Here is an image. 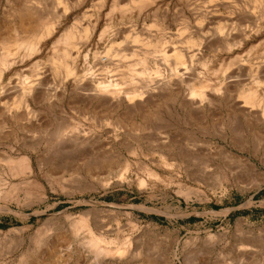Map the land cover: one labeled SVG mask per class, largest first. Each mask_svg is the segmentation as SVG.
Returning a JSON list of instances; mask_svg holds the SVG:
<instances>
[{"label":"rangeland","instance_id":"1","mask_svg":"<svg viewBox=\"0 0 264 264\" xmlns=\"http://www.w3.org/2000/svg\"><path fill=\"white\" fill-rule=\"evenodd\" d=\"M28 1L0 0V264H21L27 254L30 264H124L135 250L176 238L173 264L203 257L239 264L247 252L252 264H264V0ZM28 9L56 30L33 52H7L1 39L12 27L25 34L18 11ZM66 34L74 38L65 60L72 75L55 68ZM154 51L169 59L162 63ZM183 51L195 56L186 63L190 75L172 79ZM129 73L141 92L154 90L159 77L179 96L157 91L133 113L121 81ZM39 79V97L16 107ZM107 81L124 92L112 102L109 93L94 100L82 90ZM195 89L205 97H193ZM253 92L262 102L245 117L242 97ZM167 145L186 152L183 162L164 158ZM17 158L27 159L18 171L21 162H8ZM93 236L119 251L127 237L134 241L125 260H98L85 247Z\"/></svg>","mask_w":264,"mask_h":264},{"label":"bare ground","instance_id":"2","mask_svg":"<svg viewBox=\"0 0 264 264\" xmlns=\"http://www.w3.org/2000/svg\"><path fill=\"white\" fill-rule=\"evenodd\" d=\"M30 2H32V0H29ZM28 1V2H29ZM256 4L258 3H262L261 0H253ZM77 2V0H76ZM19 4V3H18ZM35 6V5H34ZM54 7V6H53ZM49 8V7H47ZM15 10V9H14ZM39 10V9H38ZM43 10V9H42ZM45 11V10H44ZM46 13V12H44ZM57 13V12H55ZM53 13V14H55ZM56 15V14H55ZM41 16V15H40ZM59 15L57 14V17ZM65 16V15H64ZM55 17V16H54ZM18 18H19V22H18V26L20 27L21 30L24 31V35L22 37H19L18 35H16V28L15 27H12L11 29L9 28V32L7 34L6 37H4L3 39H1V44H2V47L3 49H6L7 52H10L11 50L13 49H16V48H21V47H26L30 52H33L37 45L39 44V42L45 38V37H50L51 35H53V33L55 32L56 30V25L54 22L52 21H49V20H46V19H42L41 17H38V13L35 9H28L26 10L25 12H21V11H18ZM55 19V18H54ZM225 28V27H224ZM223 27L219 28V29H216V35L218 36H223L225 33H226V29H224ZM199 32V31H198ZM214 32V31H213ZM238 32V31H237ZM203 35L205 32H202ZM201 33V34H202ZM208 33V31H207ZM232 33V32H231ZM215 34V33H214ZM242 34V32H241ZM1 35V33H0ZM6 35V34H5ZM207 35V34H206ZM212 36V35H211ZM226 36V35H225ZM240 36V35H239ZM205 37V36H204ZM216 37V36H215ZM213 37V38H215ZM228 37V36H227ZM231 37V35H230ZM233 37V36H232ZM236 37V36H235ZM221 38V37H220ZM72 39L73 36L71 34H66L64 39L62 40V43H59L62 44L61 45V58H62V61L61 62H57L55 63V68H56V71H59L60 69H63L65 70L66 74L67 75H72V72H73V68H71L67 63H66V59H69V56H68V50L73 48L74 45L72 44ZM208 39H212L211 37ZM218 39V37H217ZM216 40V39H215ZM61 41V40H60ZM208 41V40H207ZM206 43V42H205ZM204 43V44H205ZM211 43V42H210ZM229 42L224 39V41L222 42L221 45H225V46H228ZM80 45V44H79ZM190 45V44H189ZM207 45V44H206ZM211 45V44H210ZM60 47V46H59ZM189 47V46H188ZM191 47V50H193L192 48H194V45H190ZM189 47V48H190ZM203 47V46H202ZM186 48V47H185ZM130 49V48H129ZM188 49V48H187ZM184 50V49H183ZM196 50V49H195ZM194 50V51H195ZM203 50H200V52L202 53ZM191 52V51H190ZM193 52V51H192ZM197 50L195 51V54ZM154 53H157L158 55L160 54V59L162 61V63H164L165 61H167V59H169V57H167L168 55H166L165 53L163 52H160V51H157ZM154 53H152V56L154 57ZM189 53L187 52V54H184V51L183 53H177L176 56H175V59H176V62L178 65H180L176 70H173L174 72L170 73L171 74V78L174 77L176 80H183L187 74V69H186V63L188 62L189 64L193 62V58L195 56L191 55L190 54L188 55ZM194 54V55H195ZM75 55V54H74ZM199 55V54H198ZM131 56V55H130ZM132 57V56H131ZM127 58V57H126ZM72 60V59H71ZM147 63V60L144 61V65H146ZM161 63V64H162ZM7 64V63H6ZM168 64V63H167ZM164 65V64H163ZM168 66V65H167ZM177 66V65H176ZM190 66V65H189ZM193 66V65H192ZM264 66V65H263ZM171 68V67H170ZM168 67V69H170ZM191 68V67H190ZM189 68V69H190ZM193 68V67H192ZM131 69V68H130ZM167 69V70H168ZM171 70V69H170ZM192 70V69H191ZM189 71V70H188ZM237 71H235V75L237 76V74L239 73H236ZM193 73V72H192ZM259 73H261L260 70H258L255 75H258ZM264 73V72H263ZM262 73V74H263ZM231 74V73H230ZM229 74V75H230ZM134 75L135 74H132V73H129L127 75H124V77L122 78V83L124 85V87H126V91H125V96H126V100L129 101L130 105L132 108L131 111L133 113H136L138 111H140L141 109H143L144 105L143 103L148 100L147 98H154L155 95L153 94H156L157 91H166L164 94H170V97L173 96L174 94H178L179 96V91L178 92H174V91H170L169 88H171L172 86L167 83H162L161 79H159L158 77V81H157V84H155L156 87H154V90L150 87V88H145L144 90H146L145 92H141L140 90L143 88V87H140L141 89H138L136 87V84L134 83ZM190 75V74H189ZM234 75V74H232ZM243 75V74H242ZM247 75V74H246ZM261 75V74H260ZM264 75V74H263ZM249 76V75H248ZM262 76V75H261ZM46 77V76H45ZM190 77V76H189ZM257 77V76H256ZM263 77V76H262ZM162 78V77H161ZM229 78V77H228ZM239 78V77H238ZM238 78H230V80H237L238 81ZM243 78V77H242ZM164 79V78H163ZM173 79V78H172ZM116 80V79H115ZM144 80V79H143ZM166 80V79H165ZM187 80V79H185ZM189 80V79H188ZM44 81V80H42ZM138 81V80H137ZM155 81V80H154ZM170 81V80H169ZM174 81V80H173ZM230 81V82H232ZM46 82V81H45ZM108 82V81H107ZM114 83V82H113ZM142 83V82H141ZM173 83V82H172ZM235 83V82H234ZM44 84V83H43ZM48 84V83H46ZM115 84H117L115 82ZM143 85L145 84V82L142 83ZM147 84V83H146ZM152 84V83H151ZM165 84V85H164ZM42 83H41V80L39 79L36 83H34L33 86H31V89L25 91V92H22L21 93V101H20V104L19 105H16V107H19L20 105H23V104H26L29 100L31 101H34L38 95V92L39 91H42L40 90L42 87H41ZM45 85V84H44ZM43 85V86H44ZM150 85V83H149ZM239 85V84H238ZM46 86V85H45ZM44 86V87H45ZM140 86V85H139ZM148 86V85H147ZM153 86V85H152ZM86 87V86H84ZM88 87V86H87ZM146 87V86H145ZM149 87V86H148ZM180 87V86H179ZM191 86H189L190 88ZM45 88H48V85L47 87ZM182 88V87H181ZM188 88V89H189ZM222 88V87H221ZM20 88H18V91H21V89L19 90ZM43 89V88H42ZM121 86L120 87H116V85H112L111 83L108 82V84L105 82H103L102 86L101 87H97V88H82L83 92L84 90H86V96L89 95V97H91L92 99L94 100H97L96 98H94V96L97 97V95L99 96L100 94L102 93H109L112 95L113 98H110V102H112V99H116V98H120L124 92L121 91ZM176 89V88H175ZM193 89V88H191ZM190 89V90H191ZM215 89V88H214ZM31 90V91H30ZM48 90V89H47ZM80 90V89H79ZM78 90V91H79ZM148 90V91H147ZM172 90H174L172 88ZM176 90H179V89H176ZM181 90V89H180ZM223 90V89H222ZM221 90V91H222ZM229 90V89H228ZM18 91H16V93H18ZM29 91V92H28ZM46 91V90H45ZM45 91H44V94H45ZM218 91V90H217ZM224 91V90H223ZM122 93V95L120 96V94ZM20 93V92H19ZM49 93V92H48ZM53 93V92H52ZM51 93V94H52ZM56 93V92H55ZM78 93H81L78 92ZM84 93V94H85ZM40 94V93H39ZM83 94V93H82ZM88 94V95H87ZM109 94H106V95H109ZM41 95V94H40ZM110 95V96H111ZM191 95L193 97H198V98H204V93L198 89H195L193 92H191ZM190 95V96H191ZM227 95V94H226ZM46 96V95H45ZM86 96H84L86 98ZM169 96V95H168ZM239 96V95H238ZM39 97V95H38ZM48 97V96H47ZM56 97V96H55ZM73 97H76V96H73ZM80 97V96H79ZM83 97V96H81ZM87 97V98H89ZM159 97V96H158ZM174 97V96H173ZM171 97V99L173 98ZM105 98V97H104ZM156 98V97H155ZM166 98V97H165ZM178 98V97H177ZM244 99V105H243V114L245 117H251L252 118V111L255 107H258L259 104H261L262 100H259L258 98V95L257 93H249L248 95L242 97ZM41 99V97H40ZM123 99V98H122ZM176 99V98H174ZM83 100V99H82ZM154 100V99H153ZM169 100V99H168ZM242 100V99H241ZM38 101V99L36 100ZM45 101V99H44ZM122 101V100H121ZM151 101V100H150ZM167 101V100H166ZM177 101V100H176ZM235 101V100H234ZM240 101V100H239ZM115 102V101H113ZM264 102V101H263ZM29 103V102H28ZM146 103V102H145ZM152 103V102H151ZM214 103V102H213ZM243 103V102H242ZM38 104V103H37ZM106 104V103H104ZM113 104V103H112ZM111 104V105H112ZM185 104V103H184ZM110 105V106H111ZM7 106V105H6ZM60 106V105H59ZM58 106V107H59ZM160 106V105H159ZM201 106V105H200ZM236 106V105H235ZM241 106V105H240ZM115 110L117 109H120L122 107V105H117L115 104ZM161 107V106H160ZM25 108V107H24ZM158 108V107H157ZM110 109V108H109ZM239 109V108H238ZM237 109V110H238ZM247 110V111H246ZM114 111V110H113ZM148 111V110H147ZM129 112V111H128ZM141 112V111H140ZM143 112V111H142ZM157 112V111H156ZM258 112V110H257ZM170 113V112H169ZM263 117H264V109H263ZM261 113V110H260V114L259 116L262 114ZM150 114V113H149ZM148 114V115H149ZM258 114V113H257ZM27 116V115H26ZM144 116V115H143ZM152 116V115H150ZM253 116L255 117V114H253ZM147 117V116H146ZM257 117V116H256ZM255 117V118H256ZM187 118V117H186ZM260 118V117H259ZM22 119V118H21ZM20 119V120H21ZM173 119V118H172ZM181 119V118H180ZM257 119V118H256ZM261 120H263L262 118H260ZM132 120V119H131ZM192 120V119H191ZM251 120V119H250ZM252 123V122H251ZM249 123V124H251ZM258 123V122H257ZM182 124V123H181ZM263 124H264V121H263ZM186 125V124H185ZM254 126V125H253ZM256 126V124H255ZM258 126V125H257ZM262 126V125H261ZM64 129V128H63ZM225 133V132H224ZM244 133V132H243ZM65 134V133H64ZM182 135V134H181ZM174 136V135H173ZM240 136V135H239ZM67 137V135H66ZM168 137V136H167ZM172 137V136H171ZM177 137V136H176ZM175 137V138H176ZM184 136H182L183 138ZM242 137V136H241ZM65 138V137H64ZM260 138V137H259ZM67 139V138H66ZM64 139V140H66ZM167 139V138H166ZM71 140V139H70ZM170 140V139H169ZM172 140V138H171ZM175 140V139H174ZM179 140V139H178ZM63 141V140H62ZM72 141V140H71ZM166 141V140H165ZM239 141V140H238ZM247 141V140H246ZM264 141V140H263ZM65 142V141H64ZM69 142V141H68ZM67 142V143H68ZM84 142V141H83ZM171 142V141H170ZM174 142V141H173ZM181 142V141H180ZM248 142V141H247ZM66 143V142H65ZM73 143V142H71ZM164 143V142H163ZM162 143V144H163ZM178 143V142H177ZM165 144V143H164ZM182 143H180V146H181ZM71 145V144H70ZM248 145V144H247ZM255 145H258V144H255ZM62 146V145H61ZM65 146V145H64ZM163 146V145H162ZM166 146V145H165ZM178 146V145H177ZM187 146V145H186ZM248 147V146H246ZM64 148V147H63ZM160 148V147H159ZM183 148V146H182ZM213 148V147H212ZM187 149V148H186ZM214 149V148H213ZM257 149V148H256ZM189 150V149H187ZM211 150V148H210ZM215 150H219L220 153L222 155H224L225 157L229 158L231 161L235 162H247V165H249L248 163L251 162L250 159L248 158H244L242 159L239 155L237 154H234L233 152L231 151H228L222 147H216ZM247 150V149H246ZM259 151V149H257ZM60 151V150H59ZM243 151V150H242ZM65 152V151H63ZM256 152V151H255ZM186 153V152H185ZM183 152H181L175 145H172V146H168L167 147H164L162 148L161 150V154L164 156V158H168V160L170 161H175V162H183L182 160H184L185 156L183 154H185ZM196 153V152H195ZM220 154V155H221ZM213 155V154H212ZM257 155V154H256ZM120 156V155H119ZM5 157V155H4ZM188 157V156H187ZM215 157V156H214ZM6 158V157H5ZM13 158V157H12ZM224 158V157H223ZM16 159V158H15ZM111 159V158H110ZM188 159V158H186ZM192 159V158H191ZM226 159V158H225ZM189 160V159H188ZM163 161V160H162ZM8 162H21V163H16L17 165H15L17 168V171L19 169H21L22 167L25 166V163L24 162H27V159L26 158H21V159H18L17 160H13V159H8ZM110 162L109 165L113 164L111 162L113 161H108ZM164 162V161H163ZM188 162V161H187ZM226 162V161H225ZM114 166V165H112ZM111 166V167H112ZM250 166V165H249ZM128 168H129V165L126 163L124 166H123V170L125 171V173L128 171ZM159 173V172H158ZM152 175L154 176H158L157 173L153 172L152 171ZM99 217V216H98ZM96 221V219H95ZM97 222V221H96ZM95 223V222H94ZM98 224V223H97ZM96 224V225H97ZM100 224V223H99ZM98 230V229H97ZM92 233V232H91ZM177 235V234H176ZM140 236V235H139ZM172 236V235H171ZM38 237H40L38 235ZM43 238V237H42ZM38 239V238H37ZM139 239V238H137ZM249 239V238H247ZM253 239V238H252ZM252 239L250 240L252 242ZM264 239V238H263ZM36 240V239H35ZM39 240V239H38ZM42 240V239H41ZM43 241V240H42ZM132 241H134V239L132 237H127L124 241V250H112L111 248H109L107 245L103 244L99 239L95 238L94 236L92 237V239H90V241L88 242L87 246H85L89 253L92 254L93 258L95 259H102V258H123L125 260V256H126V252L128 250V255L130 254V248H131V245H132ZM140 241V240H139ZM165 241V240H164ZM40 242V241H39ZM38 242V243H39ZM163 242V240H162ZM172 243L168 244L166 242H163V244H158V245H155V246H150L147 248L148 250L145 251L143 248L142 249H139V250H135V253L133 252V256L130 260H127V262H125L124 264H173V258H172V254H174L176 257H178V252L175 251V246L178 244V238H176L175 240L171 241ZM258 242V241H256ZM263 242V241H262ZM147 243V242H146ZM261 243V241H260ZM35 244V243H34ZM40 244H43V243H40ZM140 244V242H139ZM39 245V244H38ZM153 245V244H152ZM163 245V246H162ZM256 245V244H255ZM258 245V244H257ZM260 245V244H259ZM35 246H37L35 244ZM41 246V245H40ZM43 246V245H42ZM135 246V245H134ZM133 246V247H134ZM139 246V245H137ZM141 246V245H140ZM147 246V245H146ZM261 246V245H260ZM39 247V246H38ZM46 247V246H45ZM54 247V246H53ZM70 247V246H69ZM142 247V246H141ZM243 247V246H242ZM252 247V246H251ZM255 247V246H254ZM259 247V246H258ZM256 247V248H258ZM135 248V247H134ZM133 248V249H134ZM261 248V247H260ZM41 249V248H39ZM137 249V247H136ZM81 250V249H80ZM83 250V248H82ZM243 250V249H242ZM174 251V253L172 252ZM248 251V250H247ZM83 252V251H82ZM57 253L58 251H53L48 260L53 261L55 258H57ZM88 253V252H87ZM253 253V252H251ZM182 255V254H181ZM26 256V257H25ZM23 257V260L21 262V264H30L31 261H29L27 259V257L29 256L28 254L25 255ZM86 256V255H85ZM190 256V254H189ZM254 256V255H253ZM253 256H251L248 252L247 254H244L239 258L238 262L239 264H252L254 260H252ZM84 257V256H83ZM256 257V256H255ZM237 258V256H236ZM258 258V256H257ZM45 259V258H44ZM122 259V260H123ZM194 259V258H193ZM262 260V258H259L258 260ZM264 259V258H263ZM256 260V259H255ZM81 262V261H80ZM124 262V261H123ZM98 263V262H97ZM186 263V262H185ZM103 264V263H102ZM194 264H211L210 263V260H208L207 258H198L196 259V261L194 262ZM223 264H225L223 262Z\"/></svg>","mask_w":264,"mask_h":264}]
</instances>
